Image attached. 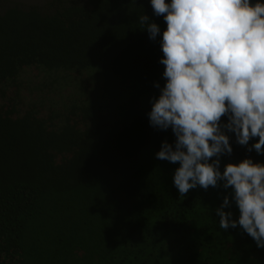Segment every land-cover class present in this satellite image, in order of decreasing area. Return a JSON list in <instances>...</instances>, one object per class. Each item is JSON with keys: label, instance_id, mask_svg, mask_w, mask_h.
Segmentation results:
<instances>
[{"label": "trees", "instance_id": "16d2710c", "mask_svg": "<svg viewBox=\"0 0 264 264\" xmlns=\"http://www.w3.org/2000/svg\"><path fill=\"white\" fill-rule=\"evenodd\" d=\"M49 5L0 12V264H264L239 225L219 227L225 196L240 216L231 188L181 196L180 164L156 158L176 137L149 121L167 27L151 0ZM226 134L221 173L244 155L264 164L248 151L258 138L242 146Z\"/></svg>", "mask_w": 264, "mask_h": 264}, {"label": "clouds", "instance_id": "9594fccd", "mask_svg": "<svg viewBox=\"0 0 264 264\" xmlns=\"http://www.w3.org/2000/svg\"><path fill=\"white\" fill-rule=\"evenodd\" d=\"M154 15L163 16L166 30L160 46L166 84L152 102L151 126L171 128L174 146L161 145L156 158L179 163L174 185L181 196L197 186L207 190L223 182L239 209L238 221L215 209L223 230L239 225L264 248V164L246 158L220 171V157L233 149L226 132L264 155V4L259 0H151ZM149 39L161 29L147 15L139 17ZM159 88V84L156 85ZM228 123L222 124L221 117Z\"/></svg>", "mask_w": 264, "mask_h": 264}, {"label": "rangeland", "instance_id": "374dc122", "mask_svg": "<svg viewBox=\"0 0 264 264\" xmlns=\"http://www.w3.org/2000/svg\"><path fill=\"white\" fill-rule=\"evenodd\" d=\"M24 5V6H37L42 10L49 11L51 9L50 0H0V12H3L7 7L14 5ZM248 158L244 155L243 159Z\"/></svg>", "mask_w": 264, "mask_h": 264}]
</instances>
